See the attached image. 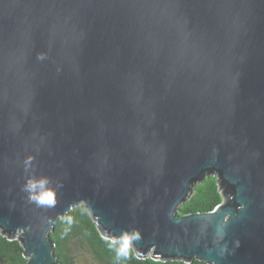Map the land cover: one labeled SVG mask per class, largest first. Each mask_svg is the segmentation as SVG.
Returning a JSON list of instances; mask_svg holds the SVG:
<instances>
[{
	"label": "water",
	"instance_id": "water-1",
	"mask_svg": "<svg viewBox=\"0 0 264 264\" xmlns=\"http://www.w3.org/2000/svg\"><path fill=\"white\" fill-rule=\"evenodd\" d=\"M209 175L227 200L177 216ZM80 204L138 257L264 264V0H0V230L58 264Z\"/></svg>",
	"mask_w": 264,
	"mask_h": 264
},
{
	"label": "trees",
	"instance_id": "trees-1",
	"mask_svg": "<svg viewBox=\"0 0 264 264\" xmlns=\"http://www.w3.org/2000/svg\"><path fill=\"white\" fill-rule=\"evenodd\" d=\"M224 188L216 175L205 176L202 182L196 183L188 198L176 212L177 216L212 211L221 202L226 201ZM54 245L53 254L58 264H75L72 246L75 243L83 246L91 258L98 264H206L193 259L182 260L152 259L151 256L138 257L132 249L126 258H117L108 240L112 237L98 229L84 205L80 204L67 213L66 218L57 219L53 231L48 234ZM23 248L15 236L2 234L0 230V264H25Z\"/></svg>",
	"mask_w": 264,
	"mask_h": 264
},
{
	"label": "clouds",
	"instance_id": "clouds-1",
	"mask_svg": "<svg viewBox=\"0 0 264 264\" xmlns=\"http://www.w3.org/2000/svg\"><path fill=\"white\" fill-rule=\"evenodd\" d=\"M50 180L47 177L36 179L30 177L25 185L24 191L28 193L31 201L39 205H51L54 203V192L50 188ZM132 237L122 234L108 240L110 247L116 252L117 258H126L131 250Z\"/></svg>",
	"mask_w": 264,
	"mask_h": 264
},
{
	"label": "rangeland",
	"instance_id": "rangeland-1",
	"mask_svg": "<svg viewBox=\"0 0 264 264\" xmlns=\"http://www.w3.org/2000/svg\"><path fill=\"white\" fill-rule=\"evenodd\" d=\"M72 250L75 257V264H98L80 244L75 243L72 246Z\"/></svg>",
	"mask_w": 264,
	"mask_h": 264
}]
</instances>
